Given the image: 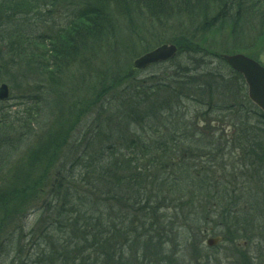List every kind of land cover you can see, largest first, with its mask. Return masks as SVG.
Here are the masks:
<instances>
[{
  "label": "trees",
  "instance_id": "obj_1",
  "mask_svg": "<svg viewBox=\"0 0 264 264\" xmlns=\"http://www.w3.org/2000/svg\"><path fill=\"white\" fill-rule=\"evenodd\" d=\"M263 40L264 0H0V264H264V114L222 59Z\"/></svg>",
  "mask_w": 264,
  "mask_h": 264
},
{
  "label": "water",
  "instance_id": "obj_2",
  "mask_svg": "<svg viewBox=\"0 0 264 264\" xmlns=\"http://www.w3.org/2000/svg\"><path fill=\"white\" fill-rule=\"evenodd\" d=\"M176 53L175 45L162 44L137 57L133 61V68L137 71L145 70L151 65L165 63L173 59ZM222 58L233 71L242 76L249 100L264 113V68L242 54L223 55ZM9 93V87L6 84H1L0 101L7 100ZM218 242L219 239H208L206 244L208 247H213Z\"/></svg>",
  "mask_w": 264,
  "mask_h": 264
},
{
  "label": "rangeland",
  "instance_id": "obj_3",
  "mask_svg": "<svg viewBox=\"0 0 264 264\" xmlns=\"http://www.w3.org/2000/svg\"><path fill=\"white\" fill-rule=\"evenodd\" d=\"M236 54H242V53H236ZM242 55H245V54H242ZM246 55H248L246 57L254 60L255 62L259 63L262 67H264V40L261 41L258 44V46L255 47L253 50L246 53ZM10 92H11V90H10ZM215 238L220 239L221 236L207 235L206 238L203 240V244H202L203 247L206 246V241L208 239H215ZM218 245H220L221 247L219 248ZM175 246L177 247L176 251H177V253H179L178 256L180 257L179 264H188L190 262L189 259H190L191 254H190V250L188 248H186L184 241L183 240L177 241ZM217 247H218L217 253L215 254L213 252L212 253L210 252V255H209L212 258H215L217 260V264H238V263L234 262V261H239L235 257L237 255V253L233 250V247L227 249L226 244H224L222 242V238L219 240V243H217ZM229 250L232 251V253H230ZM204 254H205L204 252L201 254L197 253V257H198V260H196L197 263L203 264V259L206 258L204 256ZM191 261L193 262L192 259H191Z\"/></svg>",
  "mask_w": 264,
  "mask_h": 264
}]
</instances>
